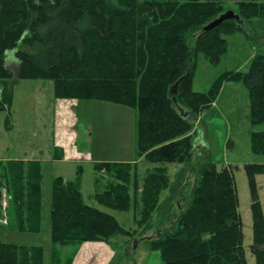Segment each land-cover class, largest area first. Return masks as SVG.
Returning a JSON list of instances; mask_svg holds the SVG:
<instances>
[{
	"label": "trees",
	"instance_id": "1",
	"mask_svg": "<svg viewBox=\"0 0 264 264\" xmlns=\"http://www.w3.org/2000/svg\"><path fill=\"white\" fill-rule=\"evenodd\" d=\"M228 3L236 5L239 19L205 31ZM259 18H264V0H0V111L11 109L13 87L20 80L52 81L56 99L133 109L137 155L156 166L140 180L137 163H95L96 188L104 183L96 201L128 211L133 197L136 225L146 232L162 194L179 192L171 228L149 241L152 250L160 251L161 264H247L233 166L200 165L189 201L181 204L180 198L189 196L182 194L181 182L193 166L199 116L213 106L224 83L242 82L249 92L251 124L264 123L263 55L252 60L248 72H227L206 93L193 90L199 54L218 65L227 52L224 36L248 33ZM190 34L196 36L193 49ZM10 52L19 61L17 76L8 65ZM251 150L264 155V132L251 134ZM170 164L184 166L177 184L170 179ZM245 172L254 255L256 264H264V214L256 180L264 174V164L246 165ZM82 175L78 167L74 180L52 181V264L74 262L66 263L58 246L108 243L114 236L132 235L114 216L86 204ZM42 179L38 161H0V201L5 190L10 229L41 232ZM170 203L166 206L173 216ZM0 264H44V248L0 240Z\"/></svg>",
	"mask_w": 264,
	"mask_h": 264
},
{
	"label": "rangeland",
	"instance_id": "2",
	"mask_svg": "<svg viewBox=\"0 0 264 264\" xmlns=\"http://www.w3.org/2000/svg\"><path fill=\"white\" fill-rule=\"evenodd\" d=\"M236 8L234 3L226 4L227 11H236ZM249 29L248 33L237 32L224 36L228 43L227 52L218 65L210 64L203 54H199L193 80L195 92H208L215 80L227 72H248L252 60L260 55L264 56V18L254 19ZM195 40L196 36L190 34L188 37L190 49L194 48ZM8 56L9 68L13 75L17 76L19 61L11 52ZM53 86L52 81L44 80H20L14 85V102L11 109L0 111V161H12L11 159L32 155V151H36L37 147L44 150L43 158L47 159L48 148L60 141L58 134L60 130L69 127L77 148L91 150L99 159L109 162H137L140 180L145 176L147 169L156 166L137 155L136 112L133 109L99 101L57 100L53 95ZM64 106H68V110L65 111ZM204 112L199 116L201 124L196 125L197 128H201L199 136L203 138L202 146L196 148L193 166L182 179V194L190 193L197 177L196 169L200 165L212 161L219 168L233 166L239 213L243 224L244 252L247 264H256L251 197L245 166L264 164V155L254 154L251 150V134L264 132V123L258 126L251 124L249 92L242 82L224 83L215 107L212 106L206 117L202 118ZM79 166L84 169L82 194L86 204L114 216L125 230L132 232L131 236H114L106 245H102L105 246L102 248L106 250L107 264H161L160 251L152 250L149 241L167 227L171 228L175 220L174 215L178 212L175 207L180 205L176 197L179 192L166 191L162 194L161 206L153 215L151 230L142 232L135 222L136 209L133 197L128 211L109 209L96 201L95 193L104 191V183L96 188L94 166L86 161H76L74 164L44 162L42 230L38 234L21 233L10 229L8 213L10 203L6 191L2 190L0 240L17 245L41 246L44 248V264H52L50 222L52 181L57 176L74 180ZM168 168L172 183L177 184L179 173L184 166L170 164ZM256 180L264 214V174L258 175ZM131 193L133 196V190ZM189 197L190 194L188 197L184 194L180 198L181 204L187 203ZM169 200L170 206H174L173 216L169 206H166ZM82 246L57 248L67 263L68 260L75 259L80 250L82 254Z\"/></svg>",
	"mask_w": 264,
	"mask_h": 264
},
{
	"label": "crops",
	"instance_id": "3",
	"mask_svg": "<svg viewBox=\"0 0 264 264\" xmlns=\"http://www.w3.org/2000/svg\"><path fill=\"white\" fill-rule=\"evenodd\" d=\"M53 95H54V92H53ZM57 100L68 101V100H64V99H57ZM213 106L215 107V103ZM64 110L65 111L68 110V106H64ZM207 111H205L202 114V118L205 115H207ZM58 134H59V140L60 141L53 143L54 144L53 147L48 148L47 159L43 158V155L45 154L44 150L37 147L36 151H32L33 152L32 155H28V156L26 155L25 157H19V158L11 159V160L38 161L42 166L43 178H44L43 166H44L45 161L51 162L52 164H58V163H60V164L73 163L74 164V162H76V161L77 162L86 161L88 163L93 164V166L95 163L106 161L103 159H99V157L97 155H95L94 153H92L91 150L88 151V150H83V149L77 148L74 145V137L72 136L73 134L70 132L69 127H64L62 130H60V132ZM201 141H203V138L201 139ZM120 162H124V161H120ZM134 162L135 161H128V163H134ZM79 167L82 168V166H79ZM83 172H84V169H83ZM57 177H62L64 180L70 181V179H67L63 176H57ZM57 177H55V178H57ZM82 183H83V179H82ZM104 244L106 245V243H103V242L84 244L82 246V249H83L82 254H80V251H81L80 250L79 254L74 259L73 264H107V257H106V253H105L106 250L104 248H102V247H105V246H102ZM92 247H94V248H92ZM110 254H111V252H110Z\"/></svg>",
	"mask_w": 264,
	"mask_h": 264
},
{
	"label": "water",
	"instance_id": "4",
	"mask_svg": "<svg viewBox=\"0 0 264 264\" xmlns=\"http://www.w3.org/2000/svg\"><path fill=\"white\" fill-rule=\"evenodd\" d=\"M230 19L238 20V19H239V16L236 15L234 11H227V12L223 13V14H222L219 18H217L215 21H213L211 24H209L208 26H206V27L204 28V30H205V31H208V30H210V29H213V28H215V27H218V26H220L223 22H225V21H227V20H230ZM188 75H189V74H187V75L185 76V78H187ZM178 85H179V82L176 83V84L171 88L170 93H171L172 95L177 94ZM174 100H175V99H174ZM201 139H202V138L199 136V138L196 140V142H195V147H196V148L199 147V146H202V145H201V142H202Z\"/></svg>",
	"mask_w": 264,
	"mask_h": 264
}]
</instances>
